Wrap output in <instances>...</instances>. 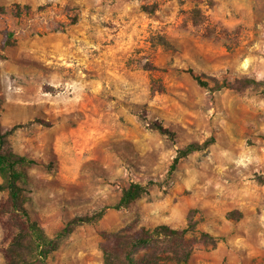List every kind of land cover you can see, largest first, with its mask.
Masks as SVG:
<instances>
[{"label":"rangeland","instance_id":"rangeland-1","mask_svg":"<svg viewBox=\"0 0 264 264\" xmlns=\"http://www.w3.org/2000/svg\"><path fill=\"white\" fill-rule=\"evenodd\" d=\"M15 4L30 9L16 15ZM5 30L13 42L0 47V123L22 124L8 145L36 161L31 219L53 236L130 182H156L76 226L47 264H103V231L134 217L183 227L190 209L196 228L219 239L184 264H264V93L210 90L187 71L210 86L264 78V0H0V45ZM154 119L172 139L147 126ZM208 136L167 179L176 149ZM234 209L241 217H226Z\"/></svg>","mask_w":264,"mask_h":264},{"label":"trees","instance_id":"trees-1","mask_svg":"<svg viewBox=\"0 0 264 264\" xmlns=\"http://www.w3.org/2000/svg\"><path fill=\"white\" fill-rule=\"evenodd\" d=\"M143 8L147 10L148 6L144 5ZM22 9L28 11L30 6L15 4L16 15H20ZM200 16V11H192L193 21L198 22ZM12 35L11 31L3 32L1 48L12 44ZM0 57H2L1 52ZM145 65L149 67L150 64ZM187 71L199 85L210 90L224 86L233 89L260 87V92L264 93V78L241 76L231 83L215 82L210 86L200 73L194 72L192 68H187ZM137 113L142 119L146 118L144 107H140ZM34 120L46 125L48 123L39 118ZM21 125L16 123L4 128L0 123V191L6 192L4 197H0L2 264H47L46 259L49 254L59 247L62 238L71 233L76 226L99 220L109 208L121 209L131 205L147 193L149 185L156 183L148 181L146 184H141L132 181L121 189L113 203L102 205L89 213L74 215L53 236H49L36 220L31 219L26 207L29 190L28 170L36 164V161L13 150L7 142V136ZM147 126L170 139L174 136L172 130L156 119L149 120ZM213 141L214 137L208 136L201 142L191 141L177 148L168 166L167 179L175 172L182 158L207 148ZM195 212L196 209L188 211L183 227H172L166 223L149 226L140 223L139 219L134 217L117 230L103 231L100 243L102 263L184 264L198 244L209 248L215 247L219 238L196 228L197 221L193 218ZM226 217L236 219L241 217V212L230 210L226 213Z\"/></svg>","mask_w":264,"mask_h":264}]
</instances>
